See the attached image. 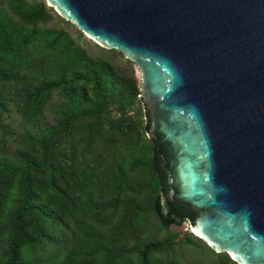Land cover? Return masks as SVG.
<instances>
[{
  "label": "trees",
  "instance_id": "obj_1",
  "mask_svg": "<svg viewBox=\"0 0 264 264\" xmlns=\"http://www.w3.org/2000/svg\"><path fill=\"white\" fill-rule=\"evenodd\" d=\"M71 28L42 0H0V264H183L202 245L237 264L170 229L198 214L166 199L139 71Z\"/></svg>",
  "mask_w": 264,
  "mask_h": 264
},
{
  "label": "water",
  "instance_id": "obj_2",
  "mask_svg": "<svg viewBox=\"0 0 264 264\" xmlns=\"http://www.w3.org/2000/svg\"><path fill=\"white\" fill-rule=\"evenodd\" d=\"M42 1L135 64L181 228L264 264V0Z\"/></svg>",
  "mask_w": 264,
  "mask_h": 264
},
{
  "label": "rangeland",
  "instance_id": "obj_3",
  "mask_svg": "<svg viewBox=\"0 0 264 264\" xmlns=\"http://www.w3.org/2000/svg\"><path fill=\"white\" fill-rule=\"evenodd\" d=\"M46 5L48 6L47 3H46ZM75 29H77V28L73 25V28H71L72 32H75ZM84 37L86 38V41L88 42V45L92 46L94 42L91 41L85 35H84ZM137 77H138V79L140 81L139 72L137 73ZM142 106H143V104H142ZM143 111L145 112V110H143ZM7 122L8 123L12 122L13 125L17 126L18 125V118L16 116H13L12 119H7ZM184 225H187L188 227H190V222H186ZM170 229L174 230V231H177L179 233L186 232L181 227L177 228V227L172 226ZM204 246L205 245H202L201 248L194 247V246H188V247L185 246L183 248H178L176 250L177 257L179 258V260L183 264H215L216 263V255L214 253H212L211 251H209Z\"/></svg>",
  "mask_w": 264,
  "mask_h": 264
}]
</instances>
